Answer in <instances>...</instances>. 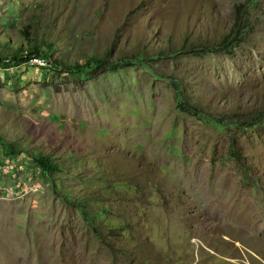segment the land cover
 I'll list each match as a JSON object with an SVG mask.
<instances>
[{
  "label": "rangeland",
  "instance_id": "obj_1",
  "mask_svg": "<svg viewBox=\"0 0 264 264\" xmlns=\"http://www.w3.org/2000/svg\"><path fill=\"white\" fill-rule=\"evenodd\" d=\"M0 43L51 46L0 60V264H264V0H0Z\"/></svg>",
  "mask_w": 264,
  "mask_h": 264
},
{
  "label": "trees",
  "instance_id": "obj_2",
  "mask_svg": "<svg viewBox=\"0 0 264 264\" xmlns=\"http://www.w3.org/2000/svg\"><path fill=\"white\" fill-rule=\"evenodd\" d=\"M217 47V45H216ZM218 48V47H217ZM51 50V46H49L47 48V50L43 49V47L41 46H31V45H27L26 48H24L23 46L16 45V46H11L10 44L6 45V44H1L0 43V53L5 52L7 54L6 58H1L0 55V60L3 59H7L9 61L18 63V62H22V63H26L28 61H30L31 59L35 58V57H41L43 59H45L48 64H49V59H50V51ZM134 53V51H132ZM133 57L136 60H140V58H144L145 57V50L142 52L141 50H138L136 53L133 54ZM53 65L55 67H59L63 65L58 64L57 62H54ZM92 65L93 66H97L100 65V62L98 61H94L92 60ZM89 68H92V66L90 67V65H88ZM67 70H70L69 67H65ZM83 69V68H82ZM84 70V69H83ZM6 150V154L8 155L7 157H10L11 154L16 153V149L14 148L13 144H8ZM10 155V156H9ZM36 163L37 165L40 167V172L41 173H52L54 170H56L55 165H53L48 158L44 157V156H40L36 159Z\"/></svg>",
  "mask_w": 264,
  "mask_h": 264
},
{
  "label": "built area",
  "instance_id": "obj_3",
  "mask_svg": "<svg viewBox=\"0 0 264 264\" xmlns=\"http://www.w3.org/2000/svg\"><path fill=\"white\" fill-rule=\"evenodd\" d=\"M8 61H6V63H8ZM27 65H31V66H37V67H41V68H47L49 66L48 62L41 58V57H35L33 59H31L30 61H28Z\"/></svg>",
  "mask_w": 264,
  "mask_h": 264
},
{
  "label": "crops",
  "instance_id": "obj_4",
  "mask_svg": "<svg viewBox=\"0 0 264 264\" xmlns=\"http://www.w3.org/2000/svg\"><path fill=\"white\" fill-rule=\"evenodd\" d=\"M3 157V156H2ZM17 158V157H16ZM7 159H12V157L10 156V157H7ZM18 160V159H17Z\"/></svg>",
  "mask_w": 264,
  "mask_h": 264
}]
</instances>
